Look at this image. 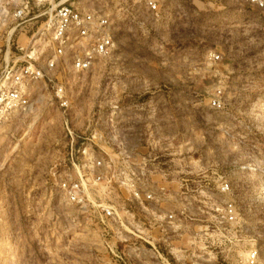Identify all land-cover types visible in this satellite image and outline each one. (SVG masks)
Instances as JSON below:
<instances>
[{"label": "rangeland", "instance_id": "obj_1", "mask_svg": "<svg viewBox=\"0 0 264 264\" xmlns=\"http://www.w3.org/2000/svg\"><path fill=\"white\" fill-rule=\"evenodd\" d=\"M171 1L179 15L162 24L136 0H80L121 21L124 48L117 61L65 74L69 120L83 130L112 87L131 89L144 82L148 88L178 89L165 96L166 104L179 106L184 120L181 157L173 164L184 170L203 167L235 182L241 238L229 250L221 247L223 264H243L237 251L251 247L259 251L258 264H264V10L226 0V9L218 1L201 16L196 0ZM34 21L15 31L24 48L39 26L38 21L31 29ZM208 52L220 53L221 60L210 64ZM216 84L224 88L225 106L213 113L207 98ZM26 86L27 110L0 120V264H112L92 232L72 220L77 212L54 183L66 150L61 111L42 81Z\"/></svg>", "mask_w": 264, "mask_h": 264}, {"label": "built area", "instance_id": "obj_2", "mask_svg": "<svg viewBox=\"0 0 264 264\" xmlns=\"http://www.w3.org/2000/svg\"><path fill=\"white\" fill-rule=\"evenodd\" d=\"M242 1L264 10V0ZM136 2L155 22H175L179 15L171 0ZM32 20L39 26L24 48L15 31ZM121 25L108 11L80 0H0V119L27 110L29 82L40 80L49 89L62 114L66 149L54 183L77 212L72 220L92 232L109 263L223 264L221 247L229 250L241 238L237 186L216 171L173 164L181 157L184 120L165 96L178 89L148 88L144 82L112 87L83 130L69 120L63 77L119 60ZM221 58L217 52L206 55L210 64ZM119 82L115 75L113 84ZM224 106V88L216 84L207 107L217 113ZM258 257L251 247L246 264H258Z\"/></svg>", "mask_w": 264, "mask_h": 264}, {"label": "crops", "instance_id": "obj_3", "mask_svg": "<svg viewBox=\"0 0 264 264\" xmlns=\"http://www.w3.org/2000/svg\"><path fill=\"white\" fill-rule=\"evenodd\" d=\"M195 1V0H194ZM197 1V3L199 4H201L203 7L201 8V7H199L198 6V4H197V8L195 9L196 10V14L197 15H201V16H203V15H208V12H209V10H210V5H216L217 3H218V1H219V3H220V5H222L221 7L223 8V9H226V6H227V1L226 0H196ZM234 2L233 3H237L238 2V6H240L241 5V0H233ZM237 5V4H236ZM204 6H207V8H205ZM234 9V8H233ZM200 10H205V11H207L206 13L205 12H202V11H200ZM235 10V9H234ZM239 10V9H238Z\"/></svg>", "mask_w": 264, "mask_h": 264}, {"label": "bare ground", "instance_id": "obj_4", "mask_svg": "<svg viewBox=\"0 0 264 264\" xmlns=\"http://www.w3.org/2000/svg\"><path fill=\"white\" fill-rule=\"evenodd\" d=\"M25 88L28 89V87L26 86ZM29 90V89H28ZM261 104V103H260ZM259 105V104H258ZM1 120V119H0ZM261 186H262V189L264 191V181L262 180L261 181ZM237 256H238V259L240 260L241 263L243 264H246V251L245 250H238L237 251Z\"/></svg>", "mask_w": 264, "mask_h": 264}]
</instances>
